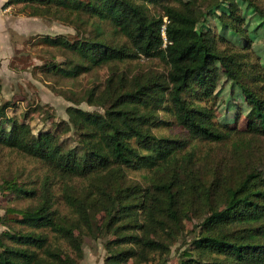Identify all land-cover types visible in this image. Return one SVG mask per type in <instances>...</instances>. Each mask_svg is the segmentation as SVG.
<instances>
[{
  "label": "trees",
  "instance_id": "1",
  "mask_svg": "<svg viewBox=\"0 0 264 264\" xmlns=\"http://www.w3.org/2000/svg\"><path fill=\"white\" fill-rule=\"evenodd\" d=\"M175 1L3 5L73 30L33 37L55 53L40 72L76 80L110 70L83 95L64 94L67 119L40 101L15 114L22 102L5 97L0 78V149L44 168L41 179L0 178L1 195L18 202L0 217V264H85L86 246L104 249L103 264H170L180 242L176 264H264V63L254 50L264 4ZM133 63L134 74L120 69ZM227 86L233 117L221 118Z\"/></svg>",
  "mask_w": 264,
  "mask_h": 264
},
{
  "label": "rangeland",
  "instance_id": "2",
  "mask_svg": "<svg viewBox=\"0 0 264 264\" xmlns=\"http://www.w3.org/2000/svg\"><path fill=\"white\" fill-rule=\"evenodd\" d=\"M7 0H3V5ZM264 4V0H261ZM171 5H176L175 0H170ZM30 10L22 11V7L9 8L3 10V18L0 17V78L4 84L5 97L7 99H14L15 104L21 103V107L17 105L15 114L20 115L27 106V103L41 102L49 105L58 118L67 119L66 108L71 105L65 98L64 94L76 92L83 95L86 91L91 90L96 86L102 85L109 76V67L105 66L96 69L88 74L80 76L78 79H68L55 76H48L36 69L41 66L43 59L54 58V51L36 44L35 36L43 35H60L70 34L73 30L62 22L50 18L30 17L28 13ZM157 14L163 15L162 7L157 8ZM106 28V27H105ZM107 30H109L107 28ZM264 42L259 46H255V52L263 59L264 63ZM57 60L62 58L55 55ZM138 65V64H137ZM136 64L120 65V69L130 74H134L137 69ZM143 69L152 68L158 71H165V66L156 62H147L141 60L140 65ZM221 86V83L219 84ZM229 91L227 86L225 91L219 96V111L218 115L221 118L233 117V110L229 111L231 107H227L229 103ZM26 98L27 100H25ZM81 108L85 110H94L87 104L83 103ZM13 109L11 110L14 111ZM44 119L38 114L34 115ZM245 118L243 117L239 126H243ZM45 128L44 123L40 124ZM51 123L47 124L50 127ZM157 135L174 136L177 133L176 128L156 131ZM264 146V139L257 142ZM227 147L221 146L216 151V155L224 156ZM14 176L18 181L23 182L25 179H41L44 175V168L41 164L35 162L31 158L19 154L18 152L10 151L8 149H0V178ZM134 180H141L140 174H132ZM13 205H18L10 196H2L0 193V217L4 215L5 209ZM197 220L190 219L187 221L188 229H192ZM5 227L0 222V234ZM178 243L174 249L179 247ZM172 251V259L170 264H176L175 251ZM86 259L85 264H103L104 249L97 248L94 250L90 246L85 247ZM132 264V263H131Z\"/></svg>",
  "mask_w": 264,
  "mask_h": 264
},
{
  "label": "crops",
  "instance_id": "3",
  "mask_svg": "<svg viewBox=\"0 0 264 264\" xmlns=\"http://www.w3.org/2000/svg\"><path fill=\"white\" fill-rule=\"evenodd\" d=\"M0 17L3 18V0H0Z\"/></svg>",
  "mask_w": 264,
  "mask_h": 264
},
{
  "label": "built area",
  "instance_id": "4",
  "mask_svg": "<svg viewBox=\"0 0 264 264\" xmlns=\"http://www.w3.org/2000/svg\"><path fill=\"white\" fill-rule=\"evenodd\" d=\"M165 21L167 22V19ZM163 35H165V27L163 28Z\"/></svg>",
  "mask_w": 264,
  "mask_h": 264
}]
</instances>
